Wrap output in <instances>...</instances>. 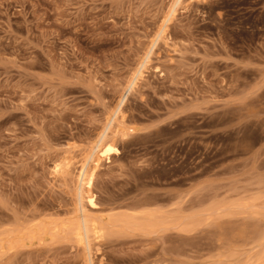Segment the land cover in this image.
<instances>
[{"label":"rangeland","instance_id":"1","mask_svg":"<svg viewBox=\"0 0 264 264\" xmlns=\"http://www.w3.org/2000/svg\"><path fill=\"white\" fill-rule=\"evenodd\" d=\"M174 3L0 0V264L89 263L75 174L173 9L84 204L93 264H264V0Z\"/></svg>","mask_w":264,"mask_h":264},{"label":"bare ground","instance_id":"2","mask_svg":"<svg viewBox=\"0 0 264 264\" xmlns=\"http://www.w3.org/2000/svg\"><path fill=\"white\" fill-rule=\"evenodd\" d=\"M180 2L181 0H175L174 7H177ZM174 12L175 9H173L172 12L163 20V23L159 28L156 37L153 39L151 46L146 52L144 59L141 61L138 69L128 80V83L125 86L122 97L119 100L116 108L113 110V113L109 116L107 122L104 124L103 129L98 134L95 144L85 156L80 170H77L75 174V179L77 181L76 197L79 203L80 215L74 229V234L77 238V241H79L85 251H87L89 261L88 264H93V260L91 258V237L95 233L97 227L96 222H93L94 220L90 218L88 211H86L84 204L87 203L92 208L97 207L93 187L97 170L100 167V160H110L111 155L119 153V150L113 143V136L118 124L123 117L122 107L128 95H130V93H132L136 89L139 80L144 74L143 71L148 68V64L151 62L153 49L156 47L157 43L166 35L168 23L171 21ZM56 168L58 170H61V167L59 166H57ZM155 218L156 217L151 215L146 218L145 223H142L140 219H136L135 217L121 216L111 219V223H121L124 224V226L128 227L143 228L147 226V228H152L158 224Z\"/></svg>","mask_w":264,"mask_h":264}]
</instances>
